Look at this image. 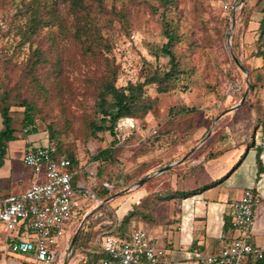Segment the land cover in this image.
I'll return each mask as SVG.
<instances>
[{
	"label": "rangeland",
	"instance_id": "374dc122",
	"mask_svg": "<svg viewBox=\"0 0 264 264\" xmlns=\"http://www.w3.org/2000/svg\"><path fill=\"white\" fill-rule=\"evenodd\" d=\"M19 1L0 0V53L8 51L11 55L15 46L16 41L8 33L15 25ZM104 1V9L96 8L98 15L94 19L112 43L110 52L85 56L81 44L72 34L77 22L71 8L61 0H51L50 6L56 9L61 28L51 24L39 29L34 39L23 49V55L31 54L36 48L48 54L51 63H46L40 69L48 89V102L38 99L32 92L28 80L23 76L24 58L18 55L19 52L14 54L9 63L0 64V94L6 88L17 86L22 89L25 97L37 99L41 113L36 124L48 141L47 126L52 120L57 119L63 127L66 116L71 120L69 139L76 145L77 154L87 167L104 169L99 183L107 180L112 193H117L108 200L107 205L120 218L126 206L132 204L136 197L135 191L131 194L125 192L134 188L140 179L147 180L144 175L156 169L157 160L166 156L170 140L179 133L188 134L186 137L189 139L204 137L202 133L205 126L213 125L221 111L220 102L223 95L228 94L229 82L236 79L244 81L247 78L246 72L232 56L229 41L232 51L240 59L239 32L249 29V22L246 21L248 14L251 18L258 15L262 5H257V0H246L245 6L236 13L232 28L233 14L224 8L221 0H176V6L167 14L178 23L182 40L176 44L175 51L187 72L170 91L158 92L154 86H147L149 93L158 98L155 108L139 120L137 130L133 131L129 126L121 129L114 161L104 164L101 161H89L88 158L98 149L106 147L114 136L105 131L100 132L98 137L88 138L86 121L98 118L95 106L98 83L105 75L107 65L117 70L118 85H124L129 80L143 81L156 68L169 67L167 57H156L153 53L166 41L161 12H154L151 8V5L157 4V0ZM45 14L44 18L49 15L48 11ZM263 40L261 38L260 42ZM58 59H61L63 68V89H59L51 72ZM185 107L191 110L183 112ZM22 118L23 113L20 111L13 114L12 126L19 134L22 132ZM182 128L190 130L186 132ZM153 129L158 132L141 140L144 133ZM251 138L249 135L245 141V150L252 142ZM156 181L148 180L144 187H150ZM166 195L167 192H162L163 198L157 204L156 214L162 220L168 215ZM78 201L81 211H85L87 200L78 197ZM95 206L90 204L88 209ZM89 217L96 221L92 214ZM82 221L83 218H79L71 235H75ZM129 229L133 230V225ZM68 239L65 236L55 247L59 253L64 250L60 264L67 259ZM80 255L79 252L72 258L70 256L67 264H72L75 259H78V264H86L79 258ZM21 258L28 263L39 264L30 256ZM0 264H7L1 253Z\"/></svg>",
	"mask_w": 264,
	"mask_h": 264
},
{
	"label": "crops",
	"instance_id": "0c3cea01",
	"mask_svg": "<svg viewBox=\"0 0 264 264\" xmlns=\"http://www.w3.org/2000/svg\"><path fill=\"white\" fill-rule=\"evenodd\" d=\"M262 17L261 12L254 15L248 24L249 29L239 32L240 59L237 58L243 61L240 62L249 74L251 87L248 93L247 76L242 92L223 95L219 106L221 111L213 125L205 126L204 137L189 139L186 137L188 134L179 133V138L177 134L170 140L166 156L157 160L156 169L144 175L147 180L140 179L134 188L125 192L131 194L135 191L136 197L132 204L126 206L122 217L119 218L109 207L110 214L119 222L129 211H137L128 225L129 234L132 231L130 225L146 229L155 244L165 247V264H208L205 258L220 252L236 236L229 223L230 204L248 188L255 190L261 198L250 232L251 241L264 249V150L255 147L264 128V40L260 42ZM3 127L0 113V131ZM183 130L187 132L190 128ZM15 134V139L0 141V200L25 192L37 180L34 169L23 161L26 146L49 144L42 132H30L27 127H22L21 134L17 130ZM249 135L252 142L245 150L243 146ZM97 175L98 184L100 179ZM77 178L78 182L87 179L86 174ZM148 180L157 181L150 187H144ZM101 183H107L105 187L112 192L107 180ZM162 192H167L168 215L165 220L156 214L157 204L163 198ZM116 195L106 198L107 202ZM94 209L86 208L85 217L94 216ZM67 237L71 242V232ZM11 239L0 221V253L7 264H34L21 258L26 255L8 252ZM63 254L64 250L52 264H60ZM80 254L79 258L83 259L84 255ZM78 262L75 259L72 264ZM260 264H264V259Z\"/></svg>",
	"mask_w": 264,
	"mask_h": 264
},
{
	"label": "trees",
	"instance_id": "16d2710c",
	"mask_svg": "<svg viewBox=\"0 0 264 264\" xmlns=\"http://www.w3.org/2000/svg\"><path fill=\"white\" fill-rule=\"evenodd\" d=\"M61 1L71 8L72 14L76 17L77 23L72 34L74 39L81 44L84 55L96 56L103 52H110L112 50V43L103 34L101 27L97 25L94 19L98 15V12H95L96 8L100 10L104 9L105 1ZM51 3V0H20L15 25L13 30L8 33L9 37L16 41L12 54L9 55L8 51L0 53V64L9 63L17 52H19V56H23V76L28 80L32 92L38 96V99H43L44 102H48L49 97L48 89L44 84L40 69L46 63H51V61L48 58V54L40 48H36L31 54L26 55H23V49L26 44L34 39L39 29L51 24L59 25L61 28L62 25L59 24L56 9L50 6ZM256 4L262 5L260 11L263 17L260 21V28L263 31L261 37L264 38V0H257ZM175 6L176 0H157V4L151 5L154 12H161L162 28L166 37V41L153 53L156 57L163 55L168 58L169 67L167 69L158 67L153 72L148 73L143 81L129 80L124 85H118L117 70L112 65H107L106 73L98 83L95 104L98 118L86 121L89 130L87 137L95 138L99 136L100 132L109 131L114 138L106 147L92 153L88 158L89 161H101L104 164L113 162L115 147L117 141L120 140V122L126 117L133 118L136 121L137 128L135 130H137L139 120L144 119L155 108L158 98L149 93L147 86H154L158 92H167L173 89L177 81L182 79L183 75L186 74L187 71L182 66V59L175 51V46L182 40V35L178 23L167 14ZM45 11L49 13V15L45 16L46 18H44V15H46ZM250 18L251 16L248 14L246 21L250 22L252 19ZM262 53H264V50ZM51 72L59 89H63L65 85L61 59L55 62ZM253 87L254 85L252 84L251 89ZM182 110L185 112L191 109L185 107ZM18 111L23 113L22 127L29 128L30 132L39 131L36 122L41 113V107L37 99L25 97L21 88L13 86L6 88L0 94V113L4 125L0 131V141L16 138V129L12 126V120L13 114ZM65 123V128L57 119L52 120L48 124L47 134L49 143L57 146L59 156H67L75 164H80L83 162V159L77 154L76 145L69 139L71 120L67 116L65 117ZM103 170V168H98V179L103 177ZM77 179H75V182H77ZM96 189L105 199L113 194L101 182L97 184ZM83 214H85V211H83ZM136 214L137 211L133 209L119 222L117 232L122 237L129 236L128 225ZM98 222L93 221L91 217L87 219L73 245L71 258L80 252L84 255L83 260H86L89 264H98L99 258L104 254L96 247L94 242L97 234L95 226Z\"/></svg>",
	"mask_w": 264,
	"mask_h": 264
},
{
	"label": "built area",
	"instance_id": "2783aa9c",
	"mask_svg": "<svg viewBox=\"0 0 264 264\" xmlns=\"http://www.w3.org/2000/svg\"><path fill=\"white\" fill-rule=\"evenodd\" d=\"M245 1L221 0L234 19ZM243 84L240 79L229 82L227 93L239 94ZM126 126L132 130L137 128L136 121L130 117L124 118L119 128ZM157 132V129L148 131L141 140ZM255 147L264 150V128ZM23 161L34 169L37 180L25 192L0 200V221L12 238L7 247L10 254L30 256L42 264L55 263L60 257L56 245L76 228L79 218H85L86 210L83 214L78 201L81 197L87 200L86 208L96 205L94 217L99 222L95 226L94 242L104 253L98 264H165V247L155 244L146 229L134 228L127 237L118 234L119 221L110 214L107 199L96 189L97 169L59 156L53 143L27 145ZM82 174H86L87 179L75 182ZM103 186L108 184L103 183ZM260 202V195L251 188L231 202L229 223L237 234L220 252L205 258L208 264H260L264 249L255 245L250 237Z\"/></svg>",
	"mask_w": 264,
	"mask_h": 264
},
{
	"label": "water",
	"instance_id": "95a60500",
	"mask_svg": "<svg viewBox=\"0 0 264 264\" xmlns=\"http://www.w3.org/2000/svg\"><path fill=\"white\" fill-rule=\"evenodd\" d=\"M234 24H235V19H233L232 28H233ZM229 38H230V40H231V38H232V30L230 31ZM229 47H230V50H231L232 56H233L234 60L236 61V63L238 64V66L241 67V69H243L244 71L247 72V69L241 64V62L239 61V59L236 57V55H235L234 52L232 51V47H231V42H230V41H229ZM247 76H248V79H247V85H248L247 93H248V91H249V89H250V87H251V83H250V80H249V74H248V72H247ZM247 93H246V95H247ZM88 216H89V215H86V217L83 219V221H82V223H81V225H80L78 231H77V232L75 233V235L73 236V238H72V240H71V242H70V245H69V249H68V253H69V254H68V257H67V259H66V261H65L64 264L67 263V260H68V258H69V256H70V254L72 253L73 245H74V243H75V241H76V239H77V236H78V234H79V231H80V229L82 228V226H83V224L85 223V221L87 220Z\"/></svg>",
	"mask_w": 264,
	"mask_h": 264
}]
</instances>
